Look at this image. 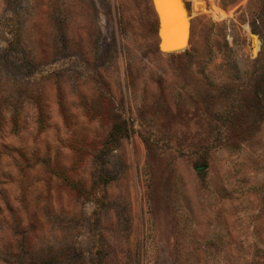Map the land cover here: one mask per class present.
<instances>
[{
  "label": "rangeland",
  "instance_id": "1",
  "mask_svg": "<svg viewBox=\"0 0 264 264\" xmlns=\"http://www.w3.org/2000/svg\"><path fill=\"white\" fill-rule=\"evenodd\" d=\"M179 1L0 0V264H264V0Z\"/></svg>",
  "mask_w": 264,
  "mask_h": 264
},
{
  "label": "water",
  "instance_id": "2",
  "mask_svg": "<svg viewBox=\"0 0 264 264\" xmlns=\"http://www.w3.org/2000/svg\"><path fill=\"white\" fill-rule=\"evenodd\" d=\"M156 19L157 49L168 55L182 44L184 19L177 10L174 0H150ZM253 50V49H252Z\"/></svg>",
  "mask_w": 264,
  "mask_h": 264
},
{
  "label": "bare ground",
  "instance_id": "3",
  "mask_svg": "<svg viewBox=\"0 0 264 264\" xmlns=\"http://www.w3.org/2000/svg\"><path fill=\"white\" fill-rule=\"evenodd\" d=\"M174 1H175L176 6H177L176 8H177L179 14L184 19L183 20L184 21V30H183V36H182V44L180 46H178L177 48H174V49H177V50H181V49L185 48L186 43H187L188 28H187V22H186V19H185L184 12H183L182 6L180 4V1L179 0H174ZM252 41H253L254 46L257 45V42L258 41H257L256 36H253L252 35ZM169 51H172L173 52L174 50H169Z\"/></svg>",
  "mask_w": 264,
  "mask_h": 264
},
{
  "label": "trees",
  "instance_id": "4",
  "mask_svg": "<svg viewBox=\"0 0 264 264\" xmlns=\"http://www.w3.org/2000/svg\"><path fill=\"white\" fill-rule=\"evenodd\" d=\"M237 2V0H222L224 7L232 6Z\"/></svg>",
  "mask_w": 264,
  "mask_h": 264
}]
</instances>
